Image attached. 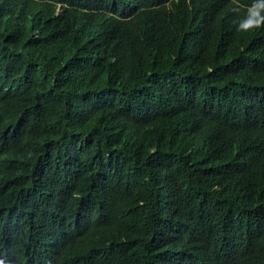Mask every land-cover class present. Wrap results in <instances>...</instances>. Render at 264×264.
I'll use <instances>...</instances> for the list:
<instances>
[{
  "label": "trees",
  "instance_id": "trees-1",
  "mask_svg": "<svg viewBox=\"0 0 264 264\" xmlns=\"http://www.w3.org/2000/svg\"><path fill=\"white\" fill-rule=\"evenodd\" d=\"M252 2L0 0V264H264Z\"/></svg>",
  "mask_w": 264,
  "mask_h": 264
},
{
  "label": "clouds",
  "instance_id": "clouds-1",
  "mask_svg": "<svg viewBox=\"0 0 264 264\" xmlns=\"http://www.w3.org/2000/svg\"><path fill=\"white\" fill-rule=\"evenodd\" d=\"M233 11L239 12V8ZM264 27V0H253L237 23L238 32H250Z\"/></svg>",
  "mask_w": 264,
  "mask_h": 264
}]
</instances>
